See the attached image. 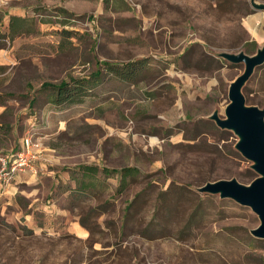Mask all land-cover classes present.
<instances>
[{
	"label": "rangeland",
	"instance_id": "374dc122",
	"mask_svg": "<svg viewBox=\"0 0 264 264\" xmlns=\"http://www.w3.org/2000/svg\"><path fill=\"white\" fill-rule=\"evenodd\" d=\"M0 8L35 24L9 40L0 13V94L8 96L0 154L18 153L30 137L33 169L48 164L19 173L16 185L0 180V264H264V240L249 234L257 216L196 192L256 177L236 136L208 117H224L244 68L217 54L253 55L264 43V12L250 0H10ZM141 60L132 84L99 65ZM98 68L81 103L57 106L41 90ZM242 92L247 106L264 109V65ZM80 165L140 173L121 194L116 176L98 174L81 195Z\"/></svg>",
	"mask_w": 264,
	"mask_h": 264
},
{
	"label": "water",
	"instance_id": "95a60500",
	"mask_svg": "<svg viewBox=\"0 0 264 264\" xmlns=\"http://www.w3.org/2000/svg\"><path fill=\"white\" fill-rule=\"evenodd\" d=\"M251 7L264 12V3L250 0ZM217 57L230 64L244 66L228 88V104L224 109V117L214 111L208 119L222 131H229L237 138L234 149L248 162L256 177L248 184H240L236 179L206 182L196 188L199 194L218 196L229 199L236 204L249 208L258 218L256 228L249 234L257 240H264V109L247 106L243 88L255 70L264 65V43L253 55L244 52H221Z\"/></svg>",
	"mask_w": 264,
	"mask_h": 264
},
{
	"label": "trees",
	"instance_id": "16d2710c",
	"mask_svg": "<svg viewBox=\"0 0 264 264\" xmlns=\"http://www.w3.org/2000/svg\"><path fill=\"white\" fill-rule=\"evenodd\" d=\"M62 12H66L62 9ZM5 38L13 40L15 37L26 36L35 33V24L32 18L20 17V16H9L6 26ZM248 46L254 49L255 43L251 42ZM2 46L0 47V49ZM103 69L107 71L112 77L121 81L132 84L136 81L139 74L145 69V61H131L124 64H109L100 63ZM101 68H98L89 77L81 78H70L67 81H62L57 85L43 84L41 90L49 91V102L57 106H69L73 104L81 103L85 97L90 94V91L98 84L101 78ZM5 95L0 94V106H4L6 103ZM15 152L14 154H16ZM13 154V155H14ZM12 154H6L5 156H11ZM12 155V156H13ZM0 156H2L0 154ZM10 158V157H9ZM11 162V159H9ZM77 170L81 174L80 179L74 178L76 181V189L78 194L88 195L92 193L95 187V180L98 174L107 176H116L118 178L117 193L121 194L128 187V179L135 178L139 175V170L134 167H124L120 169H107L102 168L99 170L94 165H80ZM12 177L10 181L12 182ZM145 190H142L135 195L134 199L126 206L127 213L133 206V201L140 197Z\"/></svg>",
	"mask_w": 264,
	"mask_h": 264
},
{
	"label": "built area",
	"instance_id": "2783aa9c",
	"mask_svg": "<svg viewBox=\"0 0 264 264\" xmlns=\"http://www.w3.org/2000/svg\"><path fill=\"white\" fill-rule=\"evenodd\" d=\"M9 0H0V7L8 5ZM24 145L20 151L13 156H0V180L3 183L10 182V179L18 173H24V171H33L31 165L34 162L35 157L31 153L32 143L30 137H26L23 140ZM11 159V162H9Z\"/></svg>",
	"mask_w": 264,
	"mask_h": 264
},
{
	"label": "crops",
	"instance_id": "0c3cea01",
	"mask_svg": "<svg viewBox=\"0 0 264 264\" xmlns=\"http://www.w3.org/2000/svg\"><path fill=\"white\" fill-rule=\"evenodd\" d=\"M10 1V0H9ZM4 9H1L0 8V13L2 14H4V16H6L7 17V19L9 18V16H20V17H24V13H23V11H20V10H18V9H13V8H8L6 11H3ZM19 148H20V146H19ZM44 162H41L40 164H38L37 165V163H36V166L34 167L35 169H33V171L35 172V171H37V170H40V171H43V167L46 165H48V164H43ZM33 171H30V172H32L33 173ZM21 175H23V174H17L15 177H14V179H13V181L14 182H12L11 183V185H16L17 183H18V180H22L23 179V176H21Z\"/></svg>",
	"mask_w": 264,
	"mask_h": 264
}]
</instances>
